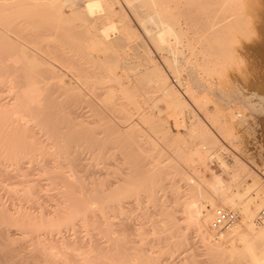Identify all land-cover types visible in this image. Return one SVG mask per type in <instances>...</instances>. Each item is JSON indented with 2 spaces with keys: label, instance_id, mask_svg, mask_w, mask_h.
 Masks as SVG:
<instances>
[{
  "label": "rangeland",
  "instance_id": "rangeland-1",
  "mask_svg": "<svg viewBox=\"0 0 264 264\" xmlns=\"http://www.w3.org/2000/svg\"><path fill=\"white\" fill-rule=\"evenodd\" d=\"M8 1L0 264H250L248 224L264 223V40L244 25L222 58L208 24L264 0ZM192 194L234 211L235 226L208 221L202 236L184 211Z\"/></svg>",
  "mask_w": 264,
  "mask_h": 264
},
{
  "label": "bare ground",
  "instance_id": "bare-ground-1",
  "mask_svg": "<svg viewBox=\"0 0 264 264\" xmlns=\"http://www.w3.org/2000/svg\"><path fill=\"white\" fill-rule=\"evenodd\" d=\"M10 1V0H9ZM8 1V3H10ZM12 1V0H11ZM16 1V0H15ZM14 1V2H15ZM263 1V0H262ZM13 2V1H12ZM99 0H86L85 1V6L87 7V9L91 10L92 9H95V7H99L100 3ZM252 2V1H251ZM256 2H258V0H256ZM264 2V1H263ZM7 3V2H6ZM5 3V4H6ZM7 3V4H8ZM22 3V2H21ZM13 4V3H12ZM254 4V3H253ZM262 4V2H261ZM9 5V4H8ZM219 5V4H218ZM242 5V4H241ZM248 5V4H247ZM257 5V4H256ZM258 6H252L253 9L255 11H262V8L263 7H260L261 5L258 4ZM264 5V4H263ZM231 7V6H230ZM250 8V7H249ZM248 8V9H249ZM260 8V9H259ZM73 9V8H72ZM252 9V8H251ZM258 9V10H257ZM264 9V8H263ZM250 12V14H235V13H231V14H227V15H222V16H215V19H212L211 21H209L210 23L208 24L209 26L211 25V27H209L210 29V32H212V36L216 39V41L218 42V48H216L218 52V54L223 58V55L226 54V53H230L231 54V50L230 51H226L225 50V46H223V41L226 40V36L227 34H230L231 37L234 39L237 38V36L235 35V33H238L239 31H241V29L244 27V25H247V27L249 29L247 30H250V34H252L254 37H250L252 39V42H255L256 44L262 42L264 40V11L260 12ZM246 12V11H245ZM31 16V15H30ZM213 16V15H212ZM212 18V17H211ZM208 22V21H207ZM105 29H108V28H105ZM244 29V28H243ZM102 31V30H101ZM169 31V30H168ZM106 32V30L104 31ZM244 32V30L242 31ZM102 33V32H101ZM104 34V33H103ZM249 34V32H248ZM106 35V34H105ZM104 35V36H105ZM160 36V35H159ZM230 37V36H229ZM14 38V37H13ZM225 39V40H224ZM228 39V38H227ZM248 39V38H247ZM12 40V39H10ZM15 40V39H14ZM160 40H163V38H161L160 36ZM229 40V39H228ZM164 41V40H163ZM18 42V41H17ZM232 42V41H231ZM249 42V41H248ZM238 43V42H237ZM254 43V44H255ZM22 44V43H21ZM241 44V43H240ZM243 44V43H242ZM261 44V43H260ZM238 45V44H237ZM24 46V45H23ZM236 46V45H235ZM239 46V45H238ZM251 45H249L248 43L244 45H242L240 47V49L238 48V50L240 51V53H244L245 51H248L249 48H250ZM217 47V45H216ZM236 48V49H237ZM62 49V48H61ZM228 49V48H226ZM233 49V48H232ZM234 50V49H233ZM66 52V51H65ZM233 53V52H232ZM236 53V52H235ZM239 53V52H238ZM258 53V52H257ZM217 54V53H216ZM253 54V53H252ZM247 55V54H246ZM260 55V54H259ZM218 56V55H217ZM242 56V55H241ZM216 59V58H215ZM220 59V58H219ZM29 60V59H28ZM25 61V60H24ZM36 62V61H35ZM253 62V61H252ZM255 62V61H254ZM49 63V62H48ZM252 66V65H251ZM247 67V66H246ZM39 68V67H38ZM41 68V67H40ZM51 69V68H50ZM35 70V69H34ZM256 70V69H255ZM95 71V70H94ZM245 71V70H244ZM247 71V70H246ZM40 74V73H39ZM242 74V73H241ZM247 76V75H246ZM249 76V75H248ZM60 79V78H59ZM23 89V88H22ZM26 89V88H25ZM36 89V87L34 85H32L31 87H28L27 88V92H26V95L24 93L25 96H31L33 92H36L34 91ZM11 90V89H10ZM46 90V89H45ZM25 91V90H24ZM19 92V91H18ZM11 93V92H10ZM244 93H247V89ZM36 94V93H35ZM23 95V96H24ZM172 95V94H171ZM174 95V93H173ZM172 97V96H171ZM26 99V98H25ZM39 99V98H38ZM16 101V100H15ZM28 101V100H27ZM18 102V100H17ZM25 102V101H24ZM33 104V103H32ZM36 104V103H35ZM4 105V104H3ZM5 106V105H4ZM34 106V104H33ZM17 107V106H16ZM78 108V107H77ZM13 110V109H12ZM21 110V109H20ZM27 110V109H26ZM72 110V109H71ZM21 113V112H20ZM238 113V112H237ZM15 115V114H14ZM13 115V116H14ZM18 115V114H17ZM19 117V116H17ZM14 120V119H13ZM17 123V122H16ZM21 124V123H20ZM60 126V125H59ZM17 127V126H16ZM21 127V126H20ZM55 127V126H54ZM223 128V127H222ZM22 129V128H21ZM47 132V131H46ZM65 132V131H64ZM131 137V136H130ZM74 141V140H73ZM177 147V146H176ZM69 163V162H67ZM31 164V163H30ZM57 169V168H56ZM138 170H136L137 174H138ZM149 171V170H148ZM39 172V171H38ZM19 173V172H18ZM23 173V172H22ZM135 174V172H134ZM134 176V175H133ZM136 176V175H135ZM186 178V177H185ZM53 182V181H52ZM85 182V181H84ZM186 182L187 184H190V183H195L194 179L191 178V177H188L186 178ZM188 188L189 186L191 185H187ZM193 186V185H192ZM197 184H194V187L196 188ZM99 187V186H98ZM187 189V188H186ZM198 189V188H197ZM76 190V189H75ZM195 192V191H194ZM193 192V193H194ZM199 193V191H198ZM195 194V193H194ZM200 195V194H199ZM198 196V195H197ZM207 196V195H206ZM206 196H199L200 198H196L193 194L189 197V201H187L185 203V207H184V211L186 212V214L191 218L193 219L194 221V218L196 221V226L200 227L201 230L200 232H202V236H210V234H208V231H207V223L208 221H210V218H211V210H212V204L213 202L211 203V201L208 199H206ZM76 206V205H75ZM216 207H221V206H216ZM215 208V207H214ZM24 209V208H23ZM54 214V213H53ZM1 215V214H0ZM188 217V218H189ZM194 217V218H193ZM49 218V217H47ZM86 218V217H85ZM173 219V218H171ZM176 220V219H175ZM174 220V221H175ZM264 220V219H262ZM176 222V221H175ZM70 226V225H69ZM235 226V224L233 225ZM231 226V227H233ZM248 226H250V228H252V235L253 237L250 238V240L244 244L243 246V250H245V255L247 256V259L250 261V264H264V257L260 254V251L264 246V223H261L260 226H258V229H254V226H253V222L250 221V223L248 224ZM231 227H228V228H231ZM227 229V228H226ZM199 231V230H198ZM201 234V233H200ZM6 236V235H5ZM205 237V238H206ZM217 239V238H216ZM208 241V240H207ZM213 244V243H212ZM212 244H208L210 245V247L213 248V250H216L213 246L215 245H212ZM218 245V244H216ZM124 246V245H123ZM220 247V246H219ZM218 250V249H217ZM92 254V253H91ZM122 254V253H121ZM263 254V253H262ZM95 255V254H94ZM125 261V260H124ZM46 262V261H45ZM132 263V262H131Z\"/></svg>",
  "mask_w": 264,
  "mask_h": 264
},
{
  "label": "built area",
  "instance_id": "built-area-1",
  "mask_svg": "<svg viewBox=\"0 0 264 264\" xmlns=\"http://www.w3.org/2000/svg\"><path fill=\"white\" fill-rule=\"evenodd\" d=\"M237 216L234 211L224 207H215L209 222V229L220 230L231 227L235 224ZM264 219V205L257 211L256 220Z\"/></svg>",
  "mask_w": 264,
  "mask_h": 264
}]
</instances>
